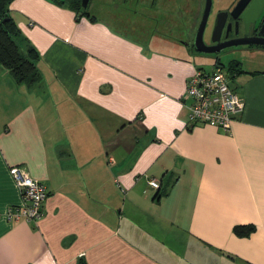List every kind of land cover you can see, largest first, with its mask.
I'll return each mask as SVG.
<instances>
[{
    "label": "crops",
    "instance_id": "obj_1",
    "mask_svg": "<svg viewBox=\"0 0 264 264\" xmlns=\"http://www.w3.org/2000/svg\"><path fill=\"white\" fill-rule=\"evenodd\" d=\"M10 14L43 81L0 63V264H264V64L216 59L244 109L229 130L193 125L192 46L55 0ZM13 166L48 189L37 222L8 216L23 203Z\"/></svg>",
    "mask_w": 264,
    "mask_h": 264
},
{
    "label": "flooded vegetation",
    "instance_id": "obj_2",
    "mask_svg": "<svg viewBox=\"0 0 264 264\" xmlns=\"http://www.w3.org/2000/svg\"><path fill=\"white\" fill-rule=\"evenodd\" d=\"M189 1L190 0H90L89 3L95 2L101 6L110 7L119 13L115 16H129L134 18V20L147 21L149 23L148 26L156 36H174L180 42L195 48V36L204 18L207 0H202L204 5L202 11L199 13V21L194 33L191 32L190 26H187L185 23V17L188 15L187 6ZM214 1L215 0H212L211 10L207 17L204 31V41L209 48H217L227 42L251 39L264 35V9L257 21L250 24L249 27L246 28V24L243 21V14L253 0L248 2L242 12L240 9L235 10L241 0H228V2L223 7L218 8L216 12L214 11ZM82 2L83 0H81V3ZM218 19L220 22L219 25L223 22V29L221 33H219L220 38L213 41L212 38L214 36V30H216ZM151 23H153L155 27H151ZM160 24L161 26L159 27ZM174 33L181 34L176 35ZM215 36H218V27ZM254 48L264 50V45L245 44L232 46L210 55L214 56L215 59H219L221 55L230 51ZM199 54L201 55L202 53Z\"/></svg>",
    "mask_w": 264,
    "mask_h": 264
},
{
    "label": "built area",
    "instance_id": "obj_3",
    "mask_svg": "<svg viewBox=\"0 0 264 264\" xmlns=\"http://www.w3.org/2000/svg\"><path fill=\"white\" fill-rule=\"evenodd\" d=\"M184 99L189 101L190 124L205 123L224 130L231 128L245 106L229 74L203 67L198 68L188 79ZM10 172L20 189L23 203L10 210L8 216L16 220L37 222L43 216L42 206L48 195L46 185L20 166H13ZM148 183L152 188L160 189L159 180L152 178Z\"/></svg>",
    "mask_w": 264,
    "mask_h": 264
},
{
    "label": "trees",
    "instance_id": "obj_4",
    "mask_svg": "<svg viewBox=\"0 0 264 264\" xmlns=\"http://www.w3.org/2000/svg\"><path fill=\"white\" fill-rule=\"evenodd\" d=\"M13 0H0V63H2L18 83L35 86L43 81L40 69L41 55L38 50L22 35V32L10 14ZM67 3L80 15L90 13L83 9L81 0H55ZM240 74L241 67L232 68ZM234 75H232V78ZM253 225H237L234 230L238 235H249L254 231Z\"/></svg>",
    "mask_w": 264,
    "mask_h": 264
},
{
    "label": "rangeland",
    "instance_id": "obj_5",
    "mask_svg": "<svg viewBox=\"0 0 264 264\" xmlns=\"http://www.w3.org/2000/svg\"><path fill=\"white\" fill-rule=\"evenodd\" d=\"M201 1V2H200ZM228 0H215L214 1V11L216 12L218 8L223 7ZM203 1L202 0H190L187 6V12L188 15L185 17V23L187 26H190V30L192 33H194L197 23L199 21V13L203 9ZM88 11L94 15H97L99 17L103 16H114L116 14H119L117 11H114L110 7H103L98 3L90 2L88 5ZM128 13V12H127ZM125 14V13H124ZM128 21H131L129 16H125ZM108 19H111L108 17ZM113 24V23H112ZM114 25V24H113ZM118 25V24H117ZM151 27H155L153 23L150 24ZM115 26V25H114ZM161 24L159 25V27ZM168 29V28H166ZM176 35H179L181 33H174ZM220 59L225 62V67H222V70L229 71L230 68L234 69L235 67L243 66L251 67L253 64L260 63L264 64V51H254V49H248V50H240V51H230L227 53H224L219 57ZM198 60L201 64V66L208 70L215 69V59L214 56H211L210 54H201V56L198 57ZM221 69V68H220Z\"/></svg>",
    "mask_w": 264,
    "mask_h": 264
},
{
    "label": "water",
    "instance_id": "obj_6",
    "mask_svg": "<svg viewBox=\"0 0 264 264\" xmlns=\"http://www.w3.org/2000/svg\"><path fill=\"white\" fill-rule=\"evenodd\" d=\"M89 1L90 0H83L82 6H83L84 10H87L88 5H89ZM249 1L250 0H241L235 10L240 9V11L242 12L245 9V7L247 6ZM211 6H212V0H207L205 12H204V18L200 24V27L196 33V36H195L194 45H195V49L199 53L215 54V53H218L225 48L232 47V46H238V45H245V44L264 45V35H261V36L251 38V39H243V40L235 41V42H227V43L220 45L217 48H209V46H207L205 41H204V31H205V25H206L207 17L210 13V10H211ZM263 9H264V0H253L252 1V3L249 5V7L246 9V11L243 14V21L246 24V28L249 27L250 24L255 23L257 21V19L261 15ZM219 24H220V22L218 19L217 24H216V28H215L217 30V27H218V36L217 37L215 36L216 30H214V36L212 38L213 41L220 38L219 33H221V31L223 29V22L221 25H219Z\"/></svg>",
    "mask_w": 264,
    "mask_h": 264
}]
</instances>
